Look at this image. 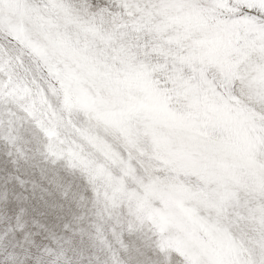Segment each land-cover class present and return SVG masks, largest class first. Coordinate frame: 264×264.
Segmentation results:
<instances>
[{"label": "snow or ice", "instance_id": "6c2138e0", "mask_svg": "<svg viewBox=\"0 0 264 264\" xmlns=\"http://www.w3.org/2000/svg\"><path fill=\"white\" fill-rule=\"evenodd\" d=\"M0 264H264V0H0Z\"/></svg>", "mask_w": 264, "mask_h": 264}]
</instances>
